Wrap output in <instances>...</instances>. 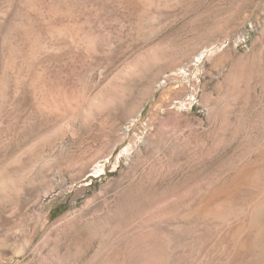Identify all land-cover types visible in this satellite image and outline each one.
Instances as JSON below:
<instances>
[{"label":"rangeland","instance_id":"374dc122","mask_svg":"<svg viewBox=\"0 0 264 264\" xmlns=\"http://www.w3.org/2000/svg\"><path fill=\"white\" fill-rule=\"evenodd\" d=\"M0 264H264V0H0Z\"/></svg>","mask_w":264,"mask_h":264},{"label":"trees","instance_id":"16d2710c","mask_svg":"<svg viewBox=\"0 0 264 264\" xmlns=\"http://www.w3.org/2000/svg\"><path fill=\"white\" fill-rule=\"evenodd\" d=\"M66 210V208L65 207H62V209H61V212H64ZM55 213V210H53L52 212H51V214L53 215Z\"/></svg>","mask_w":264,"mask_h":264}]
</instances>
